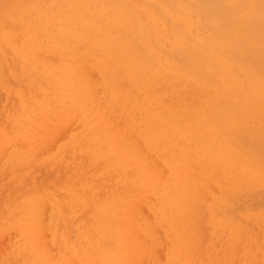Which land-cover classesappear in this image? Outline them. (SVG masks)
<instances>
[{
    "label": "rangeland",
    "instance_id": "374dc122",
    "mask_svg": "<svg viewBox=\"0 0 264 264\" xmlns=\"http://www.w3.org/2000/svg\"><path fill=\"white\" fill-rule=\"evenodd\" d=\"M180 1L151 2L166 20L144 15L139 33L106 4L0 0V264H264V95L224 83L246 70L264 91V57L252 43L226 49L221 27L235 5L243 21L249 10L203 0L222 21L179 38V14L201 10ZM232 150L250 163L230 168Z\"/></svg>",
    "mask_w": 264,
    "mask_h": 264
},
{
    "label": "bare ground",
    "instance_id": "6f19581e",
    "mask_svg": "<svg viewBox=\"0 0 264 264\" xmlns=\"http://www.w3.org/2000/svg\"><path fill=\"white\" fill-rule=\"evenodd\" d=\"M64 1V0H63ZM70 1V0H69ZM75 1V0H74ZM79 1V0H78ZM83 1H92L95 5H98V6H100L101 7V9L103 8V4H106V5H108V7H110V8H112V10H113V13L115 12L116 13V16H115V19L113 20V21H115V22H124V19L126 20V24L125 23H123V24H125V27L127 28V30H130L131 32H134V31H139V33H143V32H145V27L142 25V24H140V22L141 23H144L145 24V26H146V23L148 24V22H146L147 20L145 19V18H147L148 17V21H155V22H157V21H161V20H163V19H165L164 18V16H163V13H162V11H160V9L161 8H159V9H157V10H154L153 8H151V2H155V1H157V2H159V3H162V0H145V1H143V2H145L146 3V5H147V7H145L144 5H141V4H139V6H137V7H139V9H135L134 8V11H132L131 10V7H128L123 1H121V0H83ZM116 1H119V2H121L122 4H124V5H126L128 8H129V12H128V10H127V8L125 7V8H123V9H118V8H116V9H114V4H115V2ZM165 1V0H164ZM167 1V3L168 4H170V5H173L174 4V0H166ZM238 1H240L241 3H243L242 4V6L244 5V6H246L247 8L246 9H248L249 11L247 12V13H245L247 16H249L251 19H249L248 21L247 20H244L243 21V19L241 20V18H239V15H238V6L237 5H235V8L234 9H231L230 11H227L226 12V16H229V18H230V20L232 21H228V22H226V23H224L219 17H220V15L218 14V15H216L215 13H212V12H206L205 10H209V8H208V6H207V4H204L203 3V0H191V2L195 5V6H199L200 7V9L201 10H199V11H196V8L193 6V5H190V7H191V9L189 10V13L190 14H194L195 15V17L194 18H192L191 20L184 14V13H180L179 14V18H177V20H176V24H177V26H175V27H177V28H175L176 29V36L177 37H179V38H182V37H184V35H182L181 33H180V31H181V29L182 30H188V29H190L191 28V26H193V27H200V29H206V28H208L209 26H210V22L211 21H213V20H215V21H222V25H221V27L225 30V36H226V39H227V42H226V45H225V48L226 49H232V48H234L235 46H239V43H244V44H250V43H252L255 47H254V50H256L255 52L257 53V55H260V57H264V52H263V49H264V39L262 40H260V39H258L257 37L260 35V36H262L261 35V32L263 33V35H264V16H263V14H261V10H260V7L261 6H263L264 5V1L263 2H261L262 0H254L255 2H257V3H255L254 2V4L253 3H247V2H245L246 0H238ZM66 2V1H65ZM156 2V4H158ZM176 2H177V4L179 5V6H181L182 5V2L180 1V0H176ZM231 2V0H229V2H228V4ZM67 3H69V2H67ZM63 4V3H62ZM72 4V3H71ZM82 4V3H81ZM84 4V3H83ZM156 4H155V6H156ZM75 5H76V3H75ZM89 5V4H88ZM159 5H162V4H159ZM227 5V4H226ZM79 6V5H78ZM225 5H223V4H219L218 3V8H221V7H224ZM74 7V6H73ZM106 7V6H105ZM108 7H107V10H108ZM152 7H154V4L152 5ZM156 7H158V5L156 6ZM72 8V7H71ZM141 9V14H140V10ZM103 10H105V9H103ZM112 10H110V11H112ZM139 12H138V11ZM78 11H79V8H78ZM94 12V11H93ZM138 12V13H137ZM78 13V12H77ZM82 13V12H81ZM240 13V12H239ZM74 14H76V13H74ZM80 13H78V15H79ZM136 14H140V16H138L137 18L135 17V15ZM144 15H147V17H145L144 19H145V22L143 21L144 19H143V17L142 16H144ZM80 16H83V14H81ZM93 16V15H92ZM222 16H224V12H223V14H222ZM75 17H78L77 15L75 16ZM84 17V16H83ZM88 17V16H87ZM142 17V18H141ZM90 19H92V17L90 18ZM143 19V20H142ZM76 20V19H75ZM93 20V19H92ZM166 20V19H165ZM62 21V20H61ZM90 21V20H89ZM108 21V20H107ZM106 21V22H107ZM105 22V23H106ZM110 22V21H109ZM93 23V22H92ZM130 23L132 24V25H130ZM150 23V22H149ZM158 23V22H157ZM112 24V23H111ZM232 24H234L235 26L233 27V28H231L230 30H227V28H230L231 26H232ZM104 25V24H103ZM102 25V26H103ZM107 26H105L106 28H108V24H106ZM110 25V24H109ZM92 26V25H91ZM111 26V25H110ZM109 26V27H110ZM135 26V27H134ZM147 26H149V25H147ZM146 26V27H147ZM124 27V28H125ZM97 28H100V27H97ZM103 28V27H102ZM101 28V29H102ZM174 28V27H173ZM93 29H95V28H93ZM56 30V29H55ZM62 31V30H61ZM96 31V30H95ZM201 31V30H200ZM64 32V31H63ZM99 32V31H98ZM199 32V31H198ZM102 33V32H101ZM179 33V34H178ZM201 33V32H200ZM200 33H198V34H200ZM203 34V33H202ZM100 35V34H99ZM172 35V34H171ZM173 36H174V34H173ZM203 37H200V36H196V38H195V42H196V48H198L200 51H202L203 49H204V47H205V44H206V39H204V34L202 35ZM257 36V37H256ZM107 36H105V38H106ZM263 38H264V36H262ZM94 38V37H93ZM101 38H103V39H105L103 36L101 37ZM100 38V39H101ZM113 38H115L114 36H113ZM120 38H123V37H120ZM126 38H128V37H126ZM125 38V39H126ZM174 38V37H173ZM107 39V38H106ZM105 39V40H106ZM129 39H131V38H129ZM77 40V39H76ZM104 40V41H105ZM122 40H124V39H122ZM121 40V41H122ZM97 41V40H96ZM102 42H103V40H102ZM138 41H129L126 45H127V47H129L130 48V50L131 51H133L134 53H136V54H139V53H141V51H142V49H141V45L140 44H138L137 43ZM109 43V42H108ZM80 44V43H79ZM91 44V43H90ZM125 44V43H124ZM171 44H173L172 45V48H176V50H175V52L177 53V54H181L183 51H185V48H184V45H185V43H182V42H177V41H175L174 42V40L170 43V45ZM210 44V43H209ZM105 45H108V44H105ZM118 45V44H117ZM121 45V44H120ZM140 45V46H139ZM98 46V45H97ZM164 46V45H163ZM115 47H116V45H115ZM155 47V46H154ZM153 47V48H154ZM211 47V46H210ZM119 48H120V46H119ZM129 48H127V50L129 49ZM161 48V47H160ZM168 48V47H167ZM102 49V48H101ZM116 49H118V48H116ZM170 49V48H169ZM123 50H125L124 48H123ZM156 50V49H155ZM163 50V49H162ZM192 49L190 48V47H188L187 48V51H191ZM113 51V50H112ZM114 51H115V49H114ZM118 51V50H117ZM126 51V50H125ZM170 51H171V49H170ZM93 52V51H92ZM122 52V51H121ZM157 52V51H156ZM162 52V51H161ZM168 52H169V50H168ZM113 53H116V51L115 52H113ZM120 53V52H119ZM124 53H126V52H124ZM151 53H153V50L151 51ZM209 53L213 56V57H216L213 53H212V51L209 49ZM128 54V53H127ZM143 54V53H142ZM150 53H148L147 55H149ZM140 55V54H139ZM152 54H150V56H151ZM168 55V54H167ZM124 56H125V54H124ZM123 56V57H124ZM150 56H148L147 57V59L150 57ZM163 56V55H162ZM169 56V55H168ZM139 57V56H138ZM141 57L143 58L144 56L143 55H141ZM152 57V56H151ZM146 58V57H145ZM150 59H152V58H150ZM170 59V58H169ZM142 60V59H141ZM151 61V60H150ZM158 61L162 64V65H164V67H166L167 68V65H165V64H169V62H167V61H165L164 59H162V57H159L158 58ZM142 62V61H141ZM148 63V62H147ZM152 63V62H151ZM145 66V65H144ZM151 66V65H150ZM146 67H148V66H146ZM217 68H218V65H217ZM160 70V69H159ZM226 70V69H225ZM161 72V71H160ZM234 72H235V70H233V69H231L230 70V74H229V78H228V81H230L229 83H226V82H224L225 84H227V85H229L230 87H228L229 89H232L233 87H231V84H237V86H236V90H237V93H239L240 94V96H242V98H244V99H246V100H255L254 98H256V99H258L255 95H264V91H262L260 88H256L255 87V85H256V83H257V80L258 79H256L255 77H254V75L251 73V72H249V71H246V70H243L242 71V73H243V76H241L240 75V73H236L235 74V76H234ZM262 73H264V67H263V70L261 71ZM158 73V72H157ZM161 73H164L163 71L161 72ZM185 73V72H184ZM63 74V73H62ZM180 74H183V71H182V73H180ZM206 75H210V71H206V73H205ZM221 74H223V71H221ZM160 76V75H159ZM162 76V75H161ZM165 76V75H164ZM163 76V78H165ZM175 75H172V77H174ZM165 79H167V78H165ZM177 78H175V80H176ZM163 81V80H162ZM173 81V80H172ZM233 81H236L235 83L233 82ZM240 81H248V83H249V85H250V89H251V91H253L254 92V95L253 94H250L249 95V93H244L243 91H246V90H244V89H242V82H240ZM258 81H260V80H258ZM243 82V83H244ZM249 95V96H248ZM246 96H248V97H246ZM238 98V97H237ZM241 98V97H240ZM240 100V99H239ZM242 100V99H241ZM243 101V100H242ZM251 103V102H250ZM254 103V102H253ZM200 104V103H199ZM239 104H242L241 102L239 103ZM247 105H248V102H247ZM253 105V104H252ZM258 105V104H257ZM260 105H262L261 107H263L262 109H264V103H262V104H260ZM259 105V106H260ZM255 106H256V104H255ZM255 106H253V108L255 107ZM244 108V107H243ZM192 109V108H191ZM251 109V108H250ZM257 109V108H256ZM256 109H255V111H256ZM254 110V109H253ZM259 110H261V109H259ZM249 111V110H248ZM255 111H254V113H255ZM263 111V110H262ZM257 112H258V110H257ZM256 114V113H255ZM207 115V114H206ZM201 116V115H200ZM207 117V116H206ZM261 117H263V116H261ZM214 120H216L215 118H214V116H212L211 117V120H210V122L208 121V125H207V131L209 132V133H211V136H213V135H215V134H217L219 131H221V127H219L217 124H215L213 121ZM203 121V120H202ZM260 122H262V121H259V123ZM202 123H204L205 124V122L203 121ZM263 123V122H262ZM200 124V123H199ZM202 125V124H201ZM212 125H214V126H212ZM198 126H200V125H198ZM202 126H204V125H202ZM203 128H205V127H203ZM206 128L204 129V130H206ZM202 130V129H201ZM201 133V132H200ZM218 137V136H217ZM211 142L213 143H215V141H214V139L213 138H211ZM216 144V143H215ZM209 147H210V145H209ZM220 147H221V145H220ZM223 147H225V146H223ZM222 148V147H221ZM228 149V148H227ZM95 150V149H94ZM225 152V151H224ZM237 151H234V150H232V151H228L227 153H226V157L228 158L227 160H230V162L231 163H228L229 164V167L230 168H232V169H236V167H235V165H234V163L235 162H238V161H240V159H242L243 161H245L246 163H250V161L249 160H247V159H245V158H242V157H239V155L236 153ZM223 153V152H222ZM218 156H219V154H218ZM222 158H224V156H221ZM241 166L239 165V167H237L238 169L240 168ZM242 170V169H241ZM238 172V171H237ZM239 172H241V171H239ZM238 174H240V175H242L241 173H238ZM246 174V173H245ZM249 174V173H248ZM253 174V173H252ZM252 174H250L251 176H252ZM244 176V175H243ZM238 178H239V176H238ZM255 179V178H254ZM255 181H256V179H255ZM260 182H261V180H259ZM228 196V195H227ZM229 198V197H228ZM181 209V208H180ZM118 210V209H117ZM117 210H114V211H117ZM183 210H185V209H183ZM121 211V210H120ZM112 212H113V210H112ZM117 213V212H116ZM122 213V212H121ZM181 213V212H180ZM113 214H114V212H113ZM114 215H116V214H114ZM19 223V222H18ZM87 226V225H86ZM91 229V228H90ZM88 231V230H87ZM123 233V232H122ZM124 239H125V237H124ZM127 239V238H126ZM126 241V240H125ZM179 241V240H178ZM113 250H115V249H113ZM110 252V251H109ZM115 252H117V251H115ZM104 253V252H103ZM109 254V253H108ZM119 254V253H118ZM111 255H113V254H111ZM110 257V256H109ZM248 257V256H247ZM115 258V257H114ZM123 259V258H122ZM125 259H126V257H125ZM124 259V260H125ZM118 262H120V260L118 261ZM117 262V263H118ZM123 262H125V261H123ZM105 263V262H104ZM122 263V262H121ZM120 263V264H121ZM124 264V263H123ZM126 264V263H125Z\"/></svg>",
    "mask_w": 264,
    "mask_h": 264
}]
</instances>
